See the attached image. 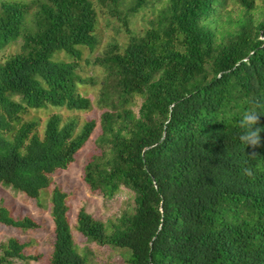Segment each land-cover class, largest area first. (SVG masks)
I'll return each mask as SVG.
<instances>
[{"label": "trees", "instance_id": "obj_1", "mask_svg": "<svg viewBox=\"0 0 264 264\" xmlns=\"http://www.w3.org/2000/svg\"><path fill=\"white\" fill-rule=\"evenodd\" d=\"M116 10L118 0H97ZM146 0H133L136 11ZM227 0H166L139 35L128 30L95 55L104 75L96 103L99 151L83 165L91 190L110 197L123 186L133 210L104 222L83 208L76 229L87 239L127 250L129 264H264V12L253 20L252 0H240L231 18ZM125 23V20H123ZM225 23V25H223ZM91 0H0V51L20 38V48L0 58V184L37 198L49 174L65 167L96 121L47 115L42 132L28 108L85 109L76 84L79 46L92 48ZM220 27L218 29L217 27ZM63 51L68 59L53 57ZM139 97L136 114L129 107ZM253 100L260 143L238 140L240 114ZM255 154V157L252 155ZM248 167L253 176L242 175ZM53 239L50 264H85L74 248L65 192L50 193ZM0 222L35 226L0 203ZM0 264L24 254L11 236L0 243Z\"/></svg>", "mask_w": 264, "mask_h": 264}, {"label": "rangeland", "instance_id": "obj_2", "mask_svg": "<svg viewBox=\"0 0 264 264\" xmlns=\"http://www.w3.org/2000/svg\"><path fill=\"white\" fill-rule=\"evenodd\" d=\"M91 1L95 10L93 33L96 43L91 49L83 45L79 46L80 55L76 59V71L85 78L84 82L76 84V88L81 94L89 97L90 105L78 110L52 105L28 108L22 114V118L35 117L38 119L40 133L43 130L45 118L51 112H58L62 118L74 116L79 124L87 119H94L96 125L89 138L76 151L73 159L65 167L56 168L49 174L50 181L47 186L40 189L37 198L0 184V203L9 214L14 217L27 215L36 222V225L31 227H18L0 222V243L13 236L23 243L24 254L35 255L32 258L14 257L7 264H50L48 259L53 239L50 193L54 185L65 192L66 216L72 243L75 250L84 257L85 264H129L126 261L127 250L89 240L75 227V215L80 207L103 221L107 231L111 229L110 221H114L121 213H131L133 210V194L129 189L120 185L112 196L106 197L98 190H91L82 178L83 165L91 155L100 150L96 142L100 133L101 108L96 103V96L104 72L102 67L93 61V58L112 42H115L121 49L128 39V30L134 35L141 34L150 25L151 20L155 19L166 0H146L136 11H129L133 0H118L116 10L108 5L100 4L97 0ZM252 1L253 5L248 8V11L251 18L257 20L263 16L264 0ZM243 8L240 0H227L221 18H225L226 11L231 18H234L242 13ZM217 28L220 29L219 26ZM20 41V38H16L6 44L0 51V58L3 59V55L18 51ZM53 57L69 58L63 51L54 53ZM139 103L140 98L133 97L129 107L134 114L137 112Z\"/></svg>", "mask_w": 264, "mask_h": 264}, {"label": "clouds", "instance_id": "obj_3", "mask_svg": "<svg viewBox=\"0 0 264 264\" xmlns=\"http://www.w3.org/2000/svg\"><path fill=\"white\" fill-rule=\"evenodd\" d=\"M245 103L249 104V107L240 114L237 124L240 129L238 140L244 147L248 145L257 146L260 143L259 133L261 131L260 128L255 127L259 120V113L256 110L257 105L251 99L246 100ZM252 157H255V154ZM242 175L252 177L253 172L250 168L244 167L242 169Z\"/></svg>", "mask_w": 264, "mask_h": 264}]
</instances>
